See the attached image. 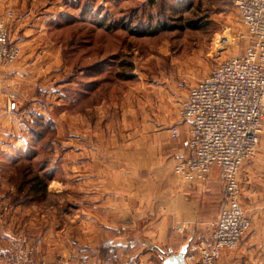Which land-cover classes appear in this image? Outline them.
<instances>
[{
    "label": "rangeland",
    "instance_id": "1",
    "mask_svg": "<svg viewBox=\"0 0 264 264\" xmlns=\"http://www.w3.org/2000/svg\"><path fill=\"white\" fill-rule=\"evenodd\" d=\"M235 1L0 0V21L7 27L10 44L20 50L15 63L24 50L37 45L41 48L35 57L48 55L53 68L47 71L52 73L45 88L30 92L38 96V104H28L16 119L5 118L8 148L0 151L1 255L20 251L29 264H67L65 250L72 248L65 243L68 231L63 228H70L76 238L77 214L61 179L60 143L68 135L62 128L117 125L125 110L139 120L144 111L158 108L179 114L192 86L250 44ZM18 24L20 33L13 38L11 28ZM21 130L29 139V150L23 156L15 152L19 156L14 160L10 140L12 132ZM34 176L44 178L47 185L37 200L18 192L23 180ZM69 185L71 191L76 189ZM76 263L71 259L68 264Z\"/></svg>",
    "mask_w": 264,
    "mask_h": 264
},
{
    "label": "crops",
    "instance_id": "2",
    "mask_svg": "<svg viewBox=\"0 0 264 264\" xmlns=\"http://www.w3.org/2000/svg\"><path fill=\"white\" fill-rule=\"evenodd\" d=\"M20 26L11 28L13 38ZM28 48L17 63L0 68V151L8 148L5 118L16 119L28 104L36 106L39 98L30 92L44 89L52 73L47 71L53 70L48 55L35 57L41 47ZM42 49L50 53L49 48ZM13 95L16 100H11ZM40 108L34 109L36 113ZM173 127L180 132L178 141L173 139ZM262 128L256 157L239 172L241 204L251 229L236 250L223 252L219 264H264V120ZM187 131L188 125L171 108L144 111L140 120L125 110L117 125L62 128L68 135L60 143L61 179L77 214V237L63 228L68 231L65 243L72 248L65 250L67 264L71 259L80 264L82 250L93 254L85 264H164L161 250L178 253L185 245L206 239L208 224L219 217L223 186L217 167L211 168L202 185L175 176L176 157ZM24 132L10 136L14 160L29 150ZM70 183L76 189L71 191ZM105 245L115 253L110 261L101 256ZM14 255L21 257V252Z\"/></svg>",
    "mask_w": 264,
    "mask_h": 264
},
{
    "label": "built area",
    "instance_id": "3",
    "mask_svg": "<svg viewBox=\"0 0 264 264\" xmlns=\"http://www.w3.org/2000/svg\"><path fill=\"white\" fill-rule=\"evenodd\" d=\"M235 8L250 44L192 86L179 113L188 131L174 174L184 183L202 185L217 167L223 186L219 217L208 224L207 241L189 244L188 264H217L225 249L238 248L252 225L241 204L239 172L255 157L263 133L264 0H236ZM19 56L0 21V68L14 64ZM172 135L180 139L178 127L172 128ZM26 258L4 254L0 264H29Z\"/></svg>",
    "mask_w": 264,
    "mask_h": 264
},
{
    "label": "trees",
    "instance_id": "4",
    "mask_svg": "<svg viewBox=\"0 0 264 264\" xmlns=\"http://www.w3.org/2000/svg\"><path fill=\"white\" fill-rule=\"evenodd\" d=\"M152 2V0H151ZM38 136V135H37ZM26 176V175H25ZM23 184L19 186L18 192H27V195H29L33 200H37L38 198H41L46 191V181L44 178H40L39 176H34L33 178L30 179H24ZM111 248L109 245H105L101 248V256L105 258L106 261H110L113 258H115V253L110 252ZM86 254L85 258H82V254ZM93 256L91 255V252L89 250H82L80 252L78 262L80 264H85L87 259L89 257Z\"/></svg>",
    "mask_w": 264,
    "mask_h": 264
},
{
    "label": "water",
    "instance_id": "5",
    "mask_svg": "<svg viewBox=\"0 0 264 264\" xmlns=\"http://www.w3.org/2000/svg\"><path fill=\"white\" fill-rule=\"evenodd\" d=\"M225 42L226 41H224V43ZM188 247L189 244L185 245L178 253H174L172 249L168 251L161 250L160 257L163 259L164 264H188L186 261Z\"/></svg>",
    "mask_w": 264,
    "mask_h": 264
}]
</instances>
